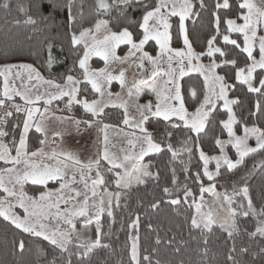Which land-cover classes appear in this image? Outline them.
Returning <instances> with one entry per match:
<instances>
[{
    "label": "snow or ice",
    "instance_id": "obj_1",
    "mask_svg": "<svg viewBox=\"0 0 264 264\" xmlns=\"http://www.w3.org/2000/svg\"><path fill=\"white\" fill-rule=\"evenodd\" d=\"M115 3L123 4L125 9L137 5L143 8L142 19L137 23V37L134 38L133 32L128 27L114 31L109 26V20L102 18L97 19L93 27L83 28L78 34L76 31H72L69 52L71 56L75 57V60L69 68L68 74L64 76L63 84L54 79H46L31 64H9L0 67V77L3 78L0 109H4L3 116H0V162H3L4 165L3 168H0V193H3L0 196V217L23 233L48 242L61 254H67L66 264H72L71 257L74 255L82 258L79 264H87L83 258L89 257L96 249L110 247L108 244L101 243V218L105 213L108 217H113V204L119 207L121 190L131 189L134 184L144 185L149 179H159L158 173L154 174L150 171L149 165L142 163L146 156L165 150L161 147V142H156L153 134L145 127L150 120H162L166 122V128L183 127L189 133H195V137L188 136L182 142L184 147L180 151L174 149L170 142L166 145L173 160L181 152H187L191 157L193 147L198 144L201 134L206 131L210 116L217 110V103L223 102L222 106L227 113V119L219 122L222 128L227 131L230 139L228 141L216 139L215 143L222 153L220 156H208L202 149L199 150V159L203 161V176H206L209 181L220 175L222 166L226 165L229 171L234 170L243 163L246 156L264 150V128L244 126L243 135L236 134L234 125L242 123V121L237 119L233 106L239 101L229 99V90L233 89L235 85L230 84L225 75L217 73L218 68L231 65L236 81L246 85L249 92L258 93L264 97V91H262L264 90V78L257 79L254 75L257 69L264 70V0H242L238 6L239 10L246 11L242 12L238 19H241L243 23L238 24L235 19L225 18L226 28L223 30L221 29L219 10H228L231 5L229 0H215V11L212 12L214 31L205 41L206 50L201 52L194 49L185 22L199 16V12L194 9L197 8V4L200 9H205L207 7L205 0H197L196 3L193 0H155L154 4L152 0H148V2L145 0H115ZM72 5L73 0H68L64 7L68 9V19L75 22V17L71 14ZM114 6L115 4H109L108 0H96L95 13L97 16L110 15ZM3 7L9 9L7 0ZM18 7L21 11H26L22 5H18ZM51 7L55 9L58 5L53 3ZM36 9L41 13L43 19H48L47 16H43V5L37 3ZM120 16L124 17V11L120 12ZM174 17H178L175 23L172 21ZM16 22L19 23V21ZM25 23L35 24L36 20L28 16ZM231 33H239L242 36L243 46L238 43L237 39L230 37ZM174 37L177 40H182V48L172 47ZM218 37L222 38L224 48L218 46ZM150 41H154L155 46H158L156 56L150 55L144 50L145 45ZM121 45L128 46L124 56L117 54V49ZM227 46H234L235 49H239L240 53L246 54L245 59L250 63L239 67L237 59ZM53 47L52 44L47 45V56L44 63L48 71H51L53 64L57 62ZM257 49L258 59L254 55ZM60 51H63L62 47ZM217 54L225 59L218 63ZM204 56L211 58L207 65L200 62ZM93 57H99L104 62V67L93 68L90 64ZM145 61L152 66L150 76L138 81L134 80L132 86L128 88V96L138 99L143 90L148 89L155 94L156 103L153 104L149 101L146 104H137L139 119H130L127 102L117 104L110 99H104L105 95L112 96L108 88L114 80H118L122 88L127 86L126 70L121 69L118 75H113L115 69L112 66L128 64L130 67L135 65L143 69ZM77 67L82 70L81 78L71 74L76 71ZM193 73L203 77L205 91L202 102H199V107L190 112L185 106L181 81L185 77H191ZM24 74H26V78ZM261 76L264 77V72L261 73ZM157 77H162V82H159ZM17 79L21 81L20 87L16 86ZM254 81L259 86H256ZM81 84L90 85L91 90L99 94L100 98L93 99L91 102L88 99H78L82 92ZM41 85L48 87L40 92L38 89ZM50 89H55V91H50ZM87 91L88 88L85 87L83 92L87 93ZM190 92L192 98L197 97L194 88H191ZM16 97L23 101L22 105L15 102ZM65 97L68 98L65 107L69 111L73 105H81L86 113H90L95 118L103 116L105 108L108 107L124 109L123 123L137 129L140 133L139 135L126 134L134 137L129 140V144L133 149L139 145V151L125 153L122 157L111 153L108 135V129L111 126L106 123L102 124L100 129L103 133V150L95 160L84 162L78 155L70 151L53 150L47 153L43 147L29 151L30 131L34 129L36 133H39L43 137L39 143L44 145L47 142L46 120L53 118L48 106H51L54 101L64 100ZM41 104L44 105L43 108L40 107ZM255 108L258 113L264 115V106L259 100L256 102ZM12 110L15 113H23L25 118L22 121V131L18 141L13 138L10 145L3 140L9 135L7 131L3 130V126L6 124L7 118L13 116ZM55 119L64 122L72 118L56 116ZM95 123L102 122L99 119L73 121L77 132L80 131L81 124L91 128ZM16 126L20 127L19 124ZM55 135L61 136L62 134L56 133ZM165 135L170 137L172 133L166 132ZM251 139L255 140V147L249 146L248 142ZM226 144H232L235 148L238 156L235 162L224 152ZM13 150L15 155H13ZM213 160L216 162L214 173L208 170V165ZM101 161L107 162V165L110 166L106 168V171L113 174L118 191L111 192L106 188L101 191V187L106 185ZM261 163L264 166V162ZM93 172H95V177L92 176ZM77 174H79V180H77ZM195 179L200 181L199 172L196 173ZM50 181L58 182V188L49 189ZM29 183L42 186L41 189H38V196L27 193L25 185ZM77 183L83 185V191L73 187ZM163 192L168 196L172 195V190L167 187L163 189ZM208 192L220 200L221 194L215 192L214 184L204 187L201 183V201H203V193ZM236 196H241L246 204L237 203ZM189 197H192L193 203H195L193 193L185 185V202ZM223 201L220 208L227 212V217L222 220L217 219L211 209L208 213H202L203 205L196 204V215L191 219V228L200 230L201 233L205 231L211 233L213 226L218 225L229 238H232L234 234L240 232L237 217H252L255 220L254 231L249 232L248 235L264 237V206L259 209L254 206L247 187L234 191L232 195L224 194ZM169 203L179 205L181 200L173 198ZM233 204H237V207H233ZM62 205H64L63 208ZM151 207L159 208V202H153ZM17 208L23 209L22 215L15 211ZM81 217L84 218L85 228L95 222L97 236L95 240L76 231V220ZM139 224V216H136L130 224L136 233L131 237L130 264H142L138 235ZM204 242L206 244L207 240ZM160 243V239L157 238L156 244ZM18 247L21 252L24 251L23 240L19 241ZM73 247L76 248V251L72 250ZM176 251H179V248ZM260 251L264 253V248ZM204 252L206 253L207 249H204ZM236 252L237 249L233 246L227 259L231 264H242V261H238L233 255ZM247 252V248L239 249L241 254ZM143 261L152 264L151 257L147 255L143 256ZM49 264H56V259L53 258ZM155 264H161V262L156 260Z\"/></svg>",
    "mask_w": 264,
    "mask_h": 264
},
{
    "label": "trees",
    "instance_id": "obj_2",
    "mask_svg": "<svg viewBox=\"0 0 264 264\" xmlns=\"http://www.w3.org/2000/svg\"><path fill=\"white\" fill-rule=\"evenodd\" d=\"M5 2L6 0H0V65L31 64L46 79L64 80V76L68 74V70L75 60V57L71 56L69 52L70 34L72 31H76L78 34L81 29L85 28L88 24L84 18L85 13L92 10L95 12L96 0H73L71 14L75 17V22L68 19V9L64 7L68 0H7L9 9L3 7ZM193 2L196 3L197 0H193ZM229 2L230 9L219 10L222 30L226 28L225 18L236 19L244 12L238 7L242 0H229ZM37 3L43 5V16H47L48 19H43L41 13L37 11ZM53 3L58 7L52 8ZM108 3L115 4L111 14L97 17L109 20V26L114 31L128 27L133 32L134 38L137 37V23L142 19L143 8L137 5L125 9L123 4L115 3V0H108ZM152 3L154 4L155 0H152ZM205 4L207 5L205 9H200L197 4L194 11L199 12V16L187 21L189 35L197 52L206 50L205 41L214 31L212 12L215 11V0H205ZM18 5H22L26 11H21ZM121 11H124V17L120 16ZM28 16L35 19L36 23H25ZM176 20L177 18L173 20V23ZM230 37L237 39L242 46L240 34L231 33ZM48 44L54 46L53 53L57 61L53 64L51 71L47 70L44 63ZM217 44L222 48L225 47L221 37H218ZM182 45V40L173 38V48H181ZM61 47L63 51H60ZM227 48L231 49L239 67L250 63L245 59L246 54L240 53L239 49H235L234 46H227ZM127 50L128 47L125 46L120 48L119 52ZM144 50L153 56L158 54V46H155L153 41H150ZM210 59L204 56L201 60L208 64ZM223 59L225 58L220 57L219 54L216 55L218 63ZM103 66L102 60L98 58L92 60L93 68L99 69ZM217 72L220 75H225L228 82L235 85L233 89L229 90V97L239 101L233 106V110L237 119L242 121L235 125L236 134L243 135L244 126L264 128V115L258 113L255 108L258 100L264 106V97L258 93L249 92L246 85L237 82L234 79V70L231 65L218 68ZM262 72L264 70H258L255 73L257 79L264 78L261 76ZM78 73L80 71L77 67L76 71L71 74ZM254 84L259 86L256 81ZM181 85L186 108L190 112L195 111L199 107V102L203 100L205 91L203 79L199 75H192L185 77L181 81ZM191 88L196 90V98L191 97ZM113 89H117L116 85ZM141 100H145V98ZM80 112L82 113L81 110ZM109 115L111 123L119 124L121 122V115L117 112ZM226 118V111L218 107L210 116L205 133L201 134L198 144L193 147L191 157L187 152H181L175 160L167 151L166 145L170 142L174 149L180 151L184 147L182 142L188 136L195 137V134L189 133L185 128H166V122L162 120L152 119L145 125L153 134L154 140L161 142V147L165 149L161 153L145 157L142 161L143 164L150 166V171L159 174V179H149L144 185L134 184L131 189L121 190L119 207L113 204V217H108L105 213L101 218V243L108 244L110 247L96 249L89 257L83 258L87 264H130L131 237L136 234L130 224L136 216L140 217L138 235L142 264H147L143 261L145 255L151 257L152 264H155L156 260H159L161 264H231L227 257L233 246L237 249L233 255L238 261H242V264H264V253L260 251L264 248V237L248 235L249 232L254 231L255 220L252 217H237L240 232L234 234L232 238H229L218 225L213 226L211 233L206 231L201 233L200 230L191 228L195 206L191 201L192 197L188 198L191 202L184 200L185 185L196 197L197 194H200L202 181L206 184L217 181V191L215 192L221 194L220 200H217L213 194H208L201 201L202 213L211 209L217 219L220 214H227L220 208V204L224 203L223 195H232L234 191H239L244 187L249 189V194L257 209L264 206V166L261 163L264 162V150L249 154L244 158L243 163L234 170L229 171L224 168L223 174L212 181L204 179L203 161L199 159V150L202 149L209 156L219 152V146L215 141L226 138V130L222 128L219 121L226 120ZM166 132H171L172 135L167 137ZM42 138L39 133L32 130L29 133V151L40 148L39 140ZM197 172L200 173V181L195 179ZM58 186V182L48 185L52 190ZM165 187L172 190L171 196L163 192ZM41 188L42 186L39 185H25V190L32 196H38V189ZM111 190L118 191L114 186L110 190L107 189V191ZM2 195L3 193H0V196ZM173 198L180 199L181 203L179 205L169 203ZM235 200L237 203L246 204L241 196H236ZM153 202H159V208L153 209L151 207ZM233 207H237V204H233ZM83 220L77 221L76 231L95 240L97 238L95 222L85 228ZM157 238L160 239V244H156ZM20 240L25 243L23 252L18 247ZM205 240H207L206 244ZM170 241L171 243H169ZM177 248L179 251H176ZM240 248H247L248 252L241 254L239 253ZM204 249H207L206 253ZM72 250L76 251V248L73 247ZM53 258L56 259V264H66L68 259L67 254H61L48 242L23 233L0 217V264H49ZM81 259L79 256H72V264H79Z\"/></svg>",
    "mask_w": 264,
    "mask_h": 264
},
{
    "label": "rangeland",
    "instance_id": "obj_3",
    "mask_svg": "<svg viewBox=\"0 0 264 264\" xmlns=\"http://www.w3.org/2000/svg\"><path fill=\"white\" fill-rule=\"evenodd\" d=\"M245 11L246 10H244V12ZM84 18L88 22V24L85 26V28L93 27L97 19H101V18L105 19L104 17H97V15L95 14V12L93 10L87 11L85 13ZM175 18L178 19V17H174V18H172V21ZM235 20L237 21L238 24L243 23V21L241 19L236 18ZM185 23L187 25V21ZM233 34H239V33H233ZM125 46L126 45H121L120 48L125 47ZM182 47H183V45H182ZM120 48L117 49V54L120 56H124L127 53V51L121 53V52H119ZM254 55H256L257 59L259 58L258 49L256 52H254ZM97 58L100 59L99 57H93L92 60L97 59ZM92 60L90 61L91 66H92ZM200 62L207 65L202 60ZM12 65H20V64H12ZM3 66H5V65H0V67H3ZM112 67L115 69L113 71V75H118L119 71L121 69L126 70L125 71V77H126V81H127V86L122 88L119 81L114 80L111 83L110 87L108 88V91H110L112 93V96L108 97L107 95H105L104 99L105 100L110 99L112 102L117 103V104L127 102L129 118L130 119L135 118L138 120L139 114H138L136 105L137 104H141V105L146 104L149 101H151L153 104H155L156 103L155 94L152 93L148 89H144L142 94L137 99L136 97H129L128 96V88L132 86L134 80L138 81L142 78L149 77L152 66L147 61H145L143 69H141L135 65L130 67L128 64L113 65ZM164 67L166 68V65ZM258 70H261V69H257V71ZM79 71L81 73L82 70L79 69ZM80 73H78L76 75L73 74V75L77 76L78 78H81ZM24 75L26 78V74H24ZM192 75H199V74L193 73ZM201 78L203 79L202 76H201ZM157 80L159 82H162L163 78L157 77ZM56 81L58 83H61V84H63L65 82L64 80H61V81L56 80ZM237 82H239V81H237ZM15 83H16L17 87L21 86V81L19 79H17L15 81ZM33 83H36V82L33 81ZM2 85H3V78L0 77V91H2ZM115 85H118L120 87L119 90L113 89ZM47 87H48L47 85H41L38 90L40 92H43L44 89ZM85 87L88 88L87 93L83 92V89ZM81 89H82V92H81L80 96L78 97V99H88L89 102H91V100H93V99H99L100 98L99 94H97L91 90L90 85L86 86L84 84H81ZM50 91H55V89H50ZM142 98H145V100H141ZM67 99L68 98L65 97L64 100L54 101L51 106H48L50 108V112L53 114V118L46 120L47 142L44 145L40 146V147H43L45 152L50 153L53 150L70 151V152H73L74 154L78 155L79 158L84 162H87L89 160H95L96 158H98L99 154L102 153V150H103V143H102L103 133L100 131V129L102 127V124H105V123L109 124L111 126L108 129L109 151L111 153H114L115 155L122 157L125 153L130 154V153L139 151V145H137L136 148L133 149L132 146L129 144V140L134 139V137L132 135H126V134L135 133L136 135H139L140 133L137 129H134L133 127H130V126L125 125L123 123V120L125 118L124 109L119 108V107H108V108H105L103 116H101L99 118H95V117H92L90 113H86L83 110L81 105H73L72 109L69 111L65 107V103H66ZM229 99H231V98L229 97ZM15 102L19 103L21 105L23 104V101L20 100L19 97L15 98ZM222 105H223L222 101L218 102L216 105V109L219 107L221 110L225 111L223 109ZM40 107L43 108L44 105L41 104ZM80 110L82 111V113L80 112ZM12 111L14 113L13 116L8 117L6 124L3 126V130H5L9 133V135L7 137H4L3 140L5 143H8L10 145H11V141L13 140V138H15L18 141L19 136H20L21 131H22V121L25 118L23 113H15L14 110H12ZM3 112H4V109H0V116H3ZM113 112H117L118 114L121 115V122L119 124H113L110 122V115L109 114H111ZM56 116L71 117L72 119L71 120H65L64 122H60V121L55 119ZM96 119H99L102 123H95V124H93V127H91V128H87L86 125L81 124L79 132L76 131L74 124H73L74 120L93 121ZM17 124H19L20 127H17L16 126ZM180 128H183V127H180ZM32 130H34V129H32ZM234 130H235V125H234ZM56 133H61L62 135L57 136V135H55ZM229 139L230 138L228 137L227 131H226V138L223 139L222 141H228ZM248 143H249V146L255 147V140L254 139L249 140ZM224 152L234 162L238 159V156L236 154V150L232 146V144H226ZM153 154H156V153H153ZM13 155H15L14 150H13ZM150 155H152V154H150ZM220 155H222V153H221L220 148H219V152L215 155H212V156H220ZM101 164H102V171H104L105 179H106V185L101 187V191H104L105 188H106V190L108 188L110 190L111 188H113V186L116 187L115 183H114V176L112 173L106 171V168L110 167L109 165H107V162L101 161ZM3 167H4L3 162H0V168H3ZM224 168L227 169L226 165L221 167L219 176H221L223 174ZM208 170L210 172H213V173L216 171V162L214 160L209 163ZM92 176L95 177V172L92 173ZM79 178H80L79 174H77V180H79ZM204 179L208 180V178L206 176H204ZM50 183H56V182L50 181L49 184ZM201 183L203 184L204 187H210L211 185L214 184L215 185V191H217L216 190V183H217L216 180L212 184H206L203 181ZM73 187L76 188L77 190L83 191V185H81L79 183L74 184ZM111 192H114V190H111ZM208 194H212V193L211 192L203 193V197L205 195H208ZM200 195H201V193L197 194L196 197L194 196L195 197V203H194L195 215H196V204H201ZM80 199L82 200L83 198L81 197ZM191 201L193 203L192 199H191ZM191 201L187 200V202H191ZM61 207L63 208L64 205H62ZM15 211H17V213H19L21 215L23 214V209L17 208V209H15ZM201 212H202V209H201ZM206 213H208V212L206 211ZM226 217H227V214H220L219 219L222 220ZM80 219H84V218H82V217L78 218L76 220V223Z\"/></svg>",
    "mask_w": 264,
    "mask_h": 264
},
{
    "label": "crops",
    "instance_id": "obj_4",
    "mask_svg": "<svg viewBox=\"0 0 264 264\" xmlns=\"http://www.w3.org/2000/svg\"><path fill=\"white\" fill-rule=\"evenodd\" d=\"M103 63H104V62H103ZM116 87H117V89L119 90L120 87H119L118 85H116ZM146 157H147V156H146Z\"/></svg>",
    "mask_w": 264,
    "mask_h": 264
}]
</instances>
